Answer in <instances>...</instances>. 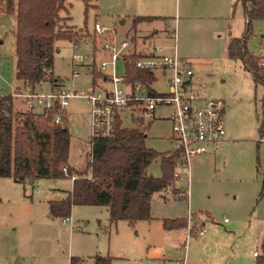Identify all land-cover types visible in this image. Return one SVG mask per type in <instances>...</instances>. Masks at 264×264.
Wrapping results in <instances>:
<instances>
[{
  "label": "rangeland",
  "instance_id": "obj_1",
  "mask_svg": "<svg viewBox=\"0 0 264 264\" xmlns=\"http://www.w3.org/2000/svg\"><path fill=\"white\" fill-rule=\"evenodd\" d=\"M182 5L183 0H66L59 15H67L66 24L85 33L75 44L54 41L52 75L76 93L63 108L67 162L82 169L88 158L89 107L81 95L91 82L92 67L100 75L96 81L103 78L98 66L108 59L101 47L112 37L130 42L133 35L136 50L156 47L160 54L175 52L191 61L190 89L200 98L224 100V129L238 139L225 150L209 144L207 153L190 158L188 172L179 170L188 180L173 181L187 196L175 198L169 187L152 193L150 214L156 219L132 225L124 220L109 223L104 205H72L68 214L50 216L48 200L65 195L68 177L23 183L0 177V264H68L70 257H77V264H91L94 255L111 256V264H254L253 253L264 254V130L257 129L263 88L254 87L241 61L224 52L227 36H239L243 29L242 6L237 0H195L198 12L187 17ZM140 14L158 17L133 27L132 17ZM94 23L111 32H96ZM13 27L14 15L0 12V93H10L20 83L14 78ZM246 47L264 55V25L253 24ZM104 72L123 75V61L118 58ZM154 74L151 87L164 90L158 71ZM49 88L43 82L37 90L46 93ZM21 103L16 97L15 109L23 110ZM167 111L157 106L155 119L143 121L148 124L145 145L159 152L172 144ZM120 118L123 126L133 125L127 111ZM146 170L159 175V159ZM65 216L70 227L60 221ZM163 216L184 218L192 233L187 228L165 231ZM201 227L202 234H193Z\"/></svg>",
  "mask_w": 264,
  "mask_h": 264
},
{
  "label": "trees",
  "instance_id": "obj_2",
  "mask_svg": "<svg viewBox=\"0 0 264 264\" xmlns=\"http://www.w3.org/2000/svg\"><path fill=\"white\" fill-rule=\"evenodd\" d=\"M242 6L243 29L239 36L227 39L224 52L227 58L240 60L252 80L261 86L263 94L257 117L259 133L264 130V55L246 47L252 26L264 25V0H237ZM66 0H0V12L14 15L13 54L14 78L21 85L15 91L36 90L43 82L50 87L58 80L52 75L54 41L66 39L75 44L85 33L66 24L68 16H60ZM86 5V3H85ZM155 16H133L131 25ZM130 40L134 41L133 35ZM144 53L132 51L124 59V72L131 84L139 83L142 92L153 95V71L133 66ZM98 73L92 67L91 83H96ZM103 78L106 76L103 74ZM11 93H0V177H9L16 183L31 182L37 178L73 177L70 189L61 198L48 200V214L59 217L69 213L72 205H104L109 223L124 220L132 225L138 220H148L152 193L172 185L175 163L180 159L178 147L159 152L145 145L147 125L133 122L122 125L116 117L112 132L105 137H89L90 151L82 169L67 162L69 132L63 108L55 101L47 110L15 109ZM21 101V99H20ZM59 114L58 121L54 115ZM159 159V175L146 170L148 164ZM176 188L171 189L175 194ZM194 217V216H192ZM195 218V217H194ZM164 229L186 226L184 218H162ZM189 228V233H192ZM254 264H264V254H255ZM70 257L68 264H77ZM109 255H94L91 264H111Z\"/></svg>",
  "mask_w": 264,
  "mask_h": 264
},
{
  "label": "built area",
  "instance_id": "obj_3",
  "mask_svg": "<svg viewBox=\"0 0 264 264\" xmlns=\"http://www.w3.org/2000/svg\"><path fill=\"white\" fill-rule=\"evenodd\" d=\"M96 32H111L98 23H94ZM113 34V32H112ZM107 56V61H101L98 71L106 78L100 82L91 83L81 95L89 107L90 138L108 136L113 129L118 115L124 111L129 113L132 122L152 120L155 118V108L163 106L168 109L166 118L170 122V140L173 147L180 150V159L175 163L173 177L188 180L187 176L181 177L179 170L188 172L189 159L203 154L209 144H218L224 140L223 108L224 103L220 98H200L189 87L192 75V67L188 60L172 54H160L156 47H150L146 53L136 58L133 66L147 71H158L163 79L165 89L149 95L142 92L139 83L131 84L127 81L125 72L123 75H115L113 72H104L108 66L113 68L115 61L125 57L134 51L133 44L127 39L115 42L112 39L105 41L101 47ZM74 77L78 76L73 72ZM155 81V80H154ZM56 81L49 91L25 89L12 91V96L19 97L23 106L30 110H47L56 101L59 108H64L66 99L75 96L64 89ZM153 83V82H152ZM59 114L54 115V121H58ZM71 176L69 179L71 180ZM185 190H177L175 198L186 197ZM225 220V219H224ZM61 223L71 225L69 216L61 218ZM188 223V222H187ZM189 233V226L186 227ZM204 228H199L193 234H202ZM184 247V244L183 246ZM255 255V253H253Z\"/></svg>",
  "mask_w": 264,
  "mask_h": 264
},
{
  "label": "crops",
  "instance_id": "obj_4",
  "mask_svg": "<svg viewBox=\"0 0 264 264\" xmlns=\"http://www.w3.org/2000/svg\"><path fill=\"white\" fill-rule=\"evenodd\" d=\"M182 11H183V15H185V16H187V17H192V16H194V15H196V13L198 12V10H196L195 9V0H183V5H182ZM140 13H144V12H140ZM137 16H155V17H158V15H148V14H140V15H137ZM151 20V19H150ZM142 21H149V20H141V21H138L134 26H136L138 23H140V22H142ZM121 23H123V20H122V22ZM120 23V24H121ZM229 35V34H228ZM229 37H231V36H227V39L229 38ZM133 49H134V51H140V52H142V53H146L147 51H142L141 49H135V42L133 41ZM189 61V60H188ZM190 62V64H191V61H189ZM191 78H192V75H191V77H190V80H189V87L191 88ZM19 85H21L20 83L17 85V86H19ZM16 86H14V88H15ZM14 88H13V90H14ZM12 90V91H13ZM223 100V99H222ZM223 103H224V100H223ZM22 104V103H21ZM23 105V104H22ZM224 107H225V103H224ZM223 111H224V108H223ZM155 119V118H154ZM225 130V129H224ZM238 139V136H230L229 135V133H227L226 131H225V134H224V140L222 141V142H220V143H218V144H213V145H217L218 146V148L220 149V150H225L226 149V147H227V144H233L236 140ZM173 147V144H171V147L169 148V149H171ZM207 150V149H206ZM204 153H207V151H205ZM203 153V154H204ZM199 156V155H198ZM195 157H197V156H194V157H192V158H195ZM191 158V159H192ZM9 178V177H8ZM12 180V179H11ZM14 182V181H13ZM16 183V182H15ZM70 186H71V180H70ZM172 188H175V186L173 185V183H172V185L171 186H169V189H170V192H171V189ZM162 196V198H163V195H161ZM63 197V196H62ZM57 198H61L60 196H56V198L55 199H57ZM150 216H151V220H153V219H156V217H153L151 214H150ZM162 218H182V217H179V216H163V217H161V219ZM225 221V220H224ZM135 224H137V222L135 223ZM161 224V223H160ZM162 227V226H161ZM163 228V227H162ZM186 228V226H184V227H180V228H176V229H164L165 231H170V230H181V229H185ZM254 255V254H253Z\"/></svg>",
  "mask_w": 264,
  "mask_h": 264
},
{
  "label": "water",
  "instance_id": "obj_5",
  "mask_svg": "<svg viewBox=\"0 0 264 264\" xmlns=\"http://www.w3.org/2000/svg\"><path fill=\"white\" fill-rule=\"evenodd\" d=\"M122 22V20H120V22L119 23H121Z\"/></svg>",
  "mask_w": 264,
  "mask_h": 264
}]
</instances>
